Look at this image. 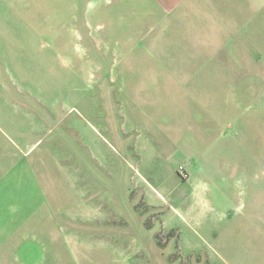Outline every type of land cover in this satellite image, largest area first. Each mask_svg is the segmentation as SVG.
Listing matches in <instances>:
<instances>
[{
  "label": "rangeland",
  "instance_id": "obj_1",
  "mask_svg": "<svg viewBox=\"0 0 264 264\" xmlns=\"http://www.w3.org/2000/svg\"><path fill=\"white\" fill-rule=\"evenodd\" d=\"M83 1L84 9L60 10L59 25L42 26L89 50L91 67L85 102L71 99L69 68L49 72L53 91L42 96L66 105L61 125L74 128H60L64 146L42 157L65 165L75 207L89 215L86 256L92 264L264 262L252 233L264 214V9L246 8L248 0ZM212 1L218 36L245 22L241 33L195 38L207 32Z\"/></svg>",
  "mask_w": 264,
  "mask_h": 264
},
{
  "label": "crops",
  "instance_id": "obj_2",
  "mask_svg": "<svg viewBox=\"0 0 264 264\" xmlns=\"http://www.w3.org/2000/svg\"><path fill=\"white\" fill-rule=\"evenodd\" d=\"M59 1L0 0V264H92L86 256L90 252L88 230L85 236L89 215L75 207L77 197L64 168L60 169L65 165L48 155L42 157V153H58L64 146L60 128H74L61 125L66 121V105L55 102V96H42L43 89L53 91L55 73L49 72L59 65L69 68L64 73H71V99L85 102L81 87L89 81L91 71L89 50L77 52L73 44L62 43L59 33L43 32L44 25H59L60 10L85 8L83 0ZM184 1L161 0L174 8ZM99 3L106 5L105 1ZM246 3L248 9H264V0ZM47 9L50 14L44 12ZM205 12L201 29L207 32L194 36L201 42L228 41L246 24L219 37L222 22L213 1ZM115 13L120 15L116 23L123 24V13ZM186 34L189 38L188 30ZM71 124L75 126L74 121ZM263 216L259 213L261 220ZM261 220L252 230L259 234L260 247L264 243ZM258 258L264 260L260 250Z\"/></svg>",
  "mask_w": 264,
  "mask_h": 264
}]
</instances>
